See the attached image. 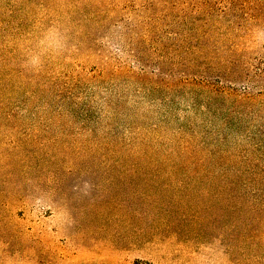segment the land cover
<instances>
[{
	"label": "rangeland",
	"instance_id": "rangeland-1",
	"mask_svg": "<svg viewBox=\"0 0 264 264\" xmlns=\"http://www.w3.org/2000/svg\"><path fill=\"white\" fill-rule=\"evenodd\" d=\"M0 264H264V0H0Z\"/></svg>",
	"mask_w": 264,
	"mask_h": 264
}]
</instances>
